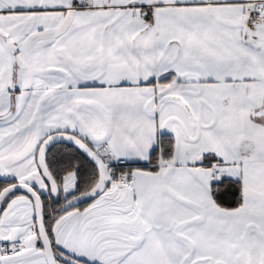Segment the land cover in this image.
Segmentation results:
<instances>
[{
  "label": "snow or ice",
  "instance_id": "1",
  "mask_svg": "<svg viewBox=\"0 0 264 264\" xmlns=\"http://www.w3.org/2000/svg\"><path fill=\"white\" fill-rule=\"evenodd\" d=\"M0 264H264V0H0Z\"/></svg>",
  "mask_w": 264,
  "mask_h": 264
}]
</instances>
